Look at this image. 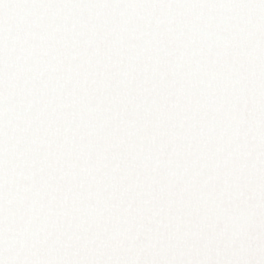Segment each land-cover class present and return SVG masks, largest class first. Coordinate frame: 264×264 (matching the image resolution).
<instances>
[{"label": "snow or ice", "instance_id": "obj_1", "mask_svg": "<svg viewBox=\"0 0 264 264\" xmlns=\"http://www.w3.org/2000/svg\"><path fill=\"white\" fill-rule=\"evenodd\" d=\"M0 264H264V0H0Z\"/></svg>", "mask_w": 264, "mask_h": 264}]
</instances>
